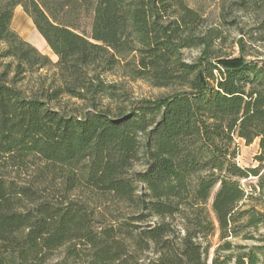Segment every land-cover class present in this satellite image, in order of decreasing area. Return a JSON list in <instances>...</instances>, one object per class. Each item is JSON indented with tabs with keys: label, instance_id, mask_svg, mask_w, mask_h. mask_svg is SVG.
I'll use <instances>...</instances> for the list:
<instances>
[{
	"label": "trees",
	"instance_id": "1",
	"mask_svg": "<svg viewBox=\"0 0 264 264\" xmlns=\"http://www.w3.org/2000/svg\"><path fill=\"white\" fill-rule=\"evenodd\" d=\"M237 4L264 23V0ZM18 7L57 62L12 28ZM203 26L188 0H0V264H207L217 226L264 224L236 161L258 140L264 166V62L214 60ZM117 69L171 93L132 101ZM212 264H264V245Z\"/></svg>",
	"mask_w": 264,
	"mask_h": 264
},
{
	"label": "rangeland",
	"instance_id": "2",
	"mask_svg": "<svg viewBox=\"0 0 264 264\" xmlns=\"http://www.w3.org/2000/svg\"><path fill=\"white\" fill-rule=\"evenodd\" d=\"M240 1L188 0V4L198 11L204 19V26L201 28L200 34L214 39L211 48L214 60L227 63L241 60L262 63L264 62V23L258 14L241 10L237 4ZM12 28L23 39L37 47L40 52L49 56L53 62H57L58 58L37 33L32 20L24 12L22 15H15ZM201 53L202 49L186 50L184 58L187 62L194 63L199 59ZM104 79L106 83L118 86L132 101L136 102L156 100L171 93V90L154 88L144 81H133L125 77L121 69L104 76ZM79 103L72 100L68 106L69 108L78 107L80 106ZM236 145L238 150L237 163L242 168L257 170L259 174L240 181L248 195L244 209L252 208L257 212L264 213V166H261L256 160V156L259 154V141L256 140L247 145L244 140L237 139ZM135 170H142V166L138 164ZM212 200L213 197L210 201L209 210L211 217L215 219L211 211ZM108 207L115 211L120 206L110 203ZM144 225L147 224H142V226ZM239 226L238 235L224 241L221 240L218 226L216 227L215 234L204 242L207 264H212L213 259L217 256L223 260L228 255L238 252L240 247L264 245V224L255 228L247 227L245 222H241ZM176 230L180 231L179 228ZM226 243H230L232 250H224ZM61 257H63V252H58L54 259H61Z\"/></svg>",
	"mask_w": 264,
	"mask_h": 264
},
{
	"label": "crops",
	"instance_id": "3",
	"mask_svg": "<svg viewBox=\"0 0 264 264\" xmlns=\"http://www.w3.org/2000/svg\"><path fill=\"white\" fill-rule=\"evenodd\" d=\"M19 10H23L21 7H18L16 10H15V15L18 13ZM24 12V11H23ZM14 15V17H15ZM42 38V37H41ZM43 39V38H42ZM44 40V39H43ZM45 42V41H44ZM46 43V42H45Z\"/></svg>",
	"mask_w": 264,
	"mask_h": 264
},
{
	"label": "bare ground",
	"instance_id": "4",
	"mask_svg": "<svg viewBox=\"0 0 264 264\" xmlns=\"http://www.w3.org/2000/svg\"><path fill=\"white\" fill-rule=\"evenodd\" d=\"M17 14L22 15L23 14V10H19Z\"/></svg>",
	"mask_w": 264,
	"mask_h": 264
}]
</instances>
